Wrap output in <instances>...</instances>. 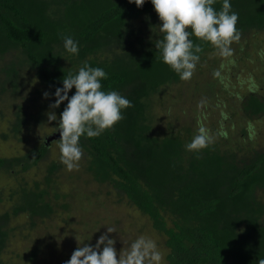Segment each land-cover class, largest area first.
Masks as SVG:
<instances>
[{"label":"trees","instance_id":"obj_1","mask_svg":"<svg viewBox=\"0 0 264 264\" xmlns=\"http://www.w3.org/2000/svg\"><path fill=\"white\" fill-rule=\"evenodd\" d=\"M230 3L239 14L241 37L231 44L233 55L224 59L210 44L202 45L196 70L205 79L201 67L210 59L231 64L237 55L254 60L264 54V0ZM221 6L222 0L213 5L217 11ZM160 26L151 0L142 7L129 0H0V117L7 125L0 135L25 147L19 146L16 156L0 157V177L8 183L0 187V264H18L1 260L18 231L12 224L17 214H26L33 228L39 226L37 220L71 211L70 195L58 178L66 168L60 152L57 160H47L43 177L34 173L60 138L56 129L67 101L50 109L54 92L63 86V77L75 74L84 62L106 72L102 90L118 91L133 107L122 110L124 119L113 129L80 138L84 156L79 170L68 176H83L85 184L94 180L109 187L106 194L112 189L118 199L124 197L162 235L166 264H257L264 259V143L254 125L264 116V79L261 84L252 81L244 94L235 93V101L220 103L230 122L223 125L222 116L218 127L206 125L215 137L213 144L198 153L187 151L197 126H173L171 115L186 84L155 48L162 38ZM65 36L78 42L77 55L64 49ZM31 71L39 86L26 89ZM223 78L201 85L196 105L201 99L212 103L217 89L232 95ZM74 93L75 88L69 97ZM157 108L167 115L161 117ZM50 111L56 121H48ZM236 115L241 118L234 122ZM245 122L250 130L231 131ZM46 128L52 131L40 137ZM56 132V139L46 140ZM40 253V246L32 247L23 254L28 259L23 264H40Z\"/></svg>","mask_w":264,"mask_h":264},{"label":"clouds","instance_id":"obj_2","mask_svg":"<svg viewBox=\"0 0 264 264\" xmlns=\"http://www.w3.org/2000/svg\"><path fill=\"white\" fill-rule=\"evenodd\" d=\"M133 2L137 7H142L145 0H129V3ZM215 3L216 0H151L161 21L159 31L162 38L156 41L155 48L159 50L162 62L182 81H189L194 75L203 44H210L221 57L228 58L233 55L231 44L240 40L241 33L236 27L239 14L232 10L230 0H222L219 11L213 7ZM192 37L201 43H194ZM63 41L64 49L69 54H78L77 41L70 36L63 37ZM106 78L107 74L102 68L91 67L84 62L75 74L70 71L64 76L63 86L54 92L55 102L49 105L50 109L58 108L67 101L59 116L56 131L59 130L60 138L56 142L60 162L69 172L79 170V162L84 156L80 138L84 135L95 138L113 129L124 119L122 110L133 107L131 101L118 91L102 90L101 81ZM73 88L75 93L69 97L68 93ZM43 96L48 98L49 93L45 92ZM206 104V99H201L197 107L203 109ZM46 115L49 122L57 120L54 112ZM222 115L227 118L226 114ZM52 136L55 137L51 139H56L58 133L46 140ZM214 142L215 137L210 129L203 120H198L196 134L185 148L198 153ZM114 232V227H107L94 246L84 244L77 247L65 264H163V254L153 239L141 235L127 249L117 252L115 240L108 237L109 233ZM257 264H264V259L258 260Z\"/></svg>","mask_w":264,"mask_h":264},{"label":"rangeland","instance_id":"obj_3","mask_svg":"<svg viewBox=\"0 0 264 264\" xmlns=\"http://www.w3.org/2000/svg\"><path fill=\"white\" fill-rule=\"evenodd\" d=\"M241 57L242 56L237 55L236 59L231 64H225L224 60L214 63L211 59L210 62H204L205 65L201 68L203 72H205L204 76H206L207 79L202 77V73L195 69L196 72H194L195 74L192 78L189 81H185L186 85L180 96L177 110L171 115V120L175 124H173V126L180 124L183 127H194L197 126L198 120H203V118L206 117L207 119L205 121L203 120V123L216 128L219 126V121L222 116L225 117V115H221L224 110V107L220 105L222 101L228 99L235 101V99H237L235 93H246L252 81L258 84L263 82L264 54H262L261 57H255L254 60H251V58L242 59ZM221 59L224 58L222 57ZM212 63L214 64L212 65ZM28 70L29 69H27V71ZM23 75L27 77L26 73H23ZM29 75L30 83L26 89H33L39 86V79L34 72L31 71ZM221 77H224L223 81L226 84H230L229 86L231 87L230 89H233V94L229 95L224 90L221 89L220 91L217 89L215 90L216 95L211 99L213 102L211 103L207 100V104L203 109L198 108L196 103L197 100L199 101L198 95L202 94L201 85L213 83ZM263 86L264 84L261 85V87ZM194 90H196V93ZM191 91L196 94L194 98L191 95ZM227 95H229L228 98ZM216 101L218 104H216ZM2 104L3 103L0 102V108H3ZM166 106L168 105L164 103V108ZM157 110L158 112L161 111V117L167 115L164 111L162 113L163 109L157 108ZM194 110L196 112L200 110L198 114L204 115L201 117L202 119L198 118ZM4 113L5 117L10 115L5 108ZM226 117L227 118L223 119V125L230 122L228 114H226ZM240 118L239 115H236L234 122ZM5 120L6 119L0 117V130H5V128H7ZM254 125L260 128L258 138L260 142L264 143V116L260 121H254ZM248 126L246 122L244 126L236 127L234 125L231 127V131L235 130L236 134H240L242 129H249ZM46 129L47 130L41 132L39 131L38 134L40 137H46L52 131L51 128ZM191 130L193 131L194 129ZM21 144L22 143H17L13 138L2 139L0 135V157L16 156L17 152L21 151L19 146L25 149ZM58 152V145L53 143L49 148L47 156L43 158V161L39 165L40 167L36 170V173L33 171L32 173H34V175L38 174L37 176L39 177H43L42 175L46 171L47 160H57L59 157ZM1 172H3V170H0V173ZM21 172L22 171H20V173ZM68 172L66 168H63L58 178L61 177V185L70 195L69 198H67L71 211H62L61 217L57 216V214H52V217H47L43 222L37 220L39 226L33 228H30L31 225H28L29 219L26 214H17L12 224L14 223L19 226V228L18 231H16L13 241L7 244L10 247L9 250H6V256L1 258L2 261H18V264H23V261L28 262V259L26 256H23V254H27L34 246H40L41 256L38 260L40 264H65L77 247L83 246L84 244L94 246L99 236L107 231V227H114L116 233H109L108 237L115 240L114 247L117 252L124 250L123 248L131 242L132 238H138L143 235L156 242L158 249L163 254V264L167 263L164 259L165 257L161 246L163 237L152 228L145 216L130 206L124 197L122 200L118 199L120 195H117L116 191H112L111 189V192L106 194V191L109 190V187L106 185L95 182L94 180H89L88 183L85 184L83 176H80L79 180H75L68 176ZM8 175H13V171L8 172ZM21 175L26 177L23 172ZM5 176L8 177L7 174H5ZM7 184L5 179L0 177V187L1 185L5 187ZM78 189L83 190L87 195H83ZM4 194L8 195V193ZM117 199L120 201H117ZM80 221L82 223H80ZM23 226L27 229L23 228ZM102 247L103 245H101V249Z\"/></svg>","mask_w":264,"mask_h":264},{"label":"water","instance_id":"obj_4","mask_svg":"<svg viewBox=\"0 0 264 264\" xmlns=\"http://www.w3.org/2000/svg\"><path fill=\"white\" fill-rule=\"evenodd\" d=\"M53 137H55V136H52V137L48 138L47 140H50V139L53 138Z\"/></svg>","mask_w":264,"mask_h":264}]
</instances>
